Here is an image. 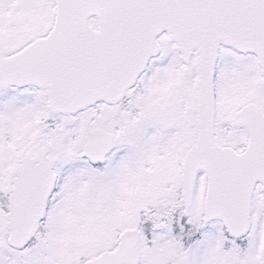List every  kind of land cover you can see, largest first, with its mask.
Instances as JSON below:
<instances>
[{
    "label": "snow or ice",
    "instance_id": "1",
    "mask_svg": "<svg viewBox=\"0 0 264 264\" xmlns=\"http://www.w3.org/2000/svg\"><path fill=\"white\" fill-rule=\"evenodd\" d=\"M0 264H264V0H0Z\"/></svg>",
    "mask_w": 264,
    "mask_h": 264
}]
</instances>
